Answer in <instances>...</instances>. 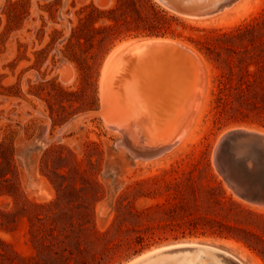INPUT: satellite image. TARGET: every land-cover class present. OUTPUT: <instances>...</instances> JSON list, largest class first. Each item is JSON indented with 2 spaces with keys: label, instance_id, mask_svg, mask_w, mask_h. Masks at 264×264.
<instances>
[{
  "label": "rangeland",
  "instance_id": "rangeland-1",
  "mask_svg": "<svg viewBox=\"0 0 264 264\" xmlns=\"http://www.w3.org/2000/svg\"><path fill=\"white\" fill-rule=\"evenodd\" d=\"M238 1L0 0V264H128L183 243L264 264L263 149L218 145L264 132V0ZM148 39L175 42L141 97L155 124L191 102L190 53L206 83L188 138L153 160L107 121L114 106L143 109L129 65L119 100L102 91L106 65H123L113 53Z\"/></svg>",
  "mask_w": 264,
  "mask_h": 264
},
{
  "label": "bare ground",
  "instance_id": "bare-ground-1",
  "mask_svg": "<svg viewBox=\"0 0 264 264\" xmlns=\"http://www.w3.org/2000/svg\"><path fill=\"white\" fill-rule=\"evenodd\" d=\"M173 43L175 42L167 39H148L142 41L129 42L120 46L113 53L112 57L114 58L119 55V58L122 59L121 63L123 62V65H119L120 67L119 70H110L109 64L106 65V72H108V76L105 75L103 79V86H102L103 97L105 99L106 98L109 99L113 103L119 100V98L116 97L118 90L113 87V83L117 79L118 72L121 71L123 72L124 67L128 64L129 67L127 65L126 67H128V69L124 72L128 76L130 75L133 78H135L133 80H134V84L137 86L132 88V91L136 99L143 104L141 97L147 95L146 90L148 89H146V83L155 81L157 79H161L164 76V73L163 76H161L162 71L159 70L157 66L155 65L152 66V65L154 63H159L163 50L166 49V47L172 45ZM190 54H191V59L192 58L196 59V63L199 62L200 67L197 66L196 69L197 72L198 70L200 71L199 74L200 76L198 80L199 83H197L194 86L193 89L194 94H192L191 102H188L187 105L184 107V109H181L182 118H180V120L169 119L168 121L167 120L168 118H163L168 123L164 124L163 127H160L157 124H155L156 121L154 122L153 119H151L152 114L148 113L150 111L147 110L148 108H146L145 104L141 105L143 106V109H136V108L123 109L121 111V107L120 109H118L119 107L116 108V106H114V108L106 109V112L104 111L106 113V117L109 125L121 131V134L123 135L122 143L126 147H128L127 150H130L131 151L130 153H133L136 159L142 158L147 160L148 159L153 160V158L156 159V157H159L161 155L163 156V154L175 150L190 135L192 131V126L194 125L195 122L196 114L200 108V104H202L201 99L205 94V85H206V83L204 84L205 72L203 69L205 67H203V63L201 62L198 55L197 58L196 55L192 53ZM191 69L195 71L193 65ZM121 97L122 100H124V96L121 95ZM102 105L105 106L104 103ZM236 132H243L244 137L235 136L234 139L229 141L228 143L231 146L236 144L240 146L241 142L245 140L248 142L247 144H250L248 145V147L245 148L246 149L248 148L250 151H253L256 148V144L254 143V141L257 142V140H259L257 136L264 139V132L249 130L246 128H239V129L235 128V130L227 131L222 135L218 143L219 149L224 146V141H226L227 138L230 137V135L232 136ZM122 143H120V146ZM217 157L218 156H216V159ZM256 166H261V165H256ZM235 185L237 186L238 184ZM239 189L237 188V190ZM209 248H210L209 246L194 244V243L176 244L169 247H164L151 251L147 254H144L136 258L135 260L131 261L128 264H151L154 258L162 257V256L164 257L167 255L176 257L177 264H203L204 261L202 259V255ZM173 249H176L178 251H172Z\"/></svg>",
  "mask_w": 264,
  "mask_h": 264
},
{
  "label": "water",
  "instance_id": "water-1",
  "mask_svg": "<svg viewBox=\"0 0 264 264\" xmlns=\"http://www.w3.org/2000/svg\"><path fill=\"white\" fill-rule=\"evenodd\" d=\"M229 3L233 2V0H227ZM235 136H242L244 137L243 132H236L232 136L227 138V140H233ZM259 140L257 142L254 141L258 146H261V148L264 150V139L257 136ZM210 247V246H209ZM172 251H178L176 249H173ZM209 259V263L207 264H242L238 259H236L233 255H231L228 252H225L224 250L210 247L207 251L204 252L202 255V259Z\"/></svg>",
  "mask_w": 264,
  "mask_h": 264
}]
</instances>
